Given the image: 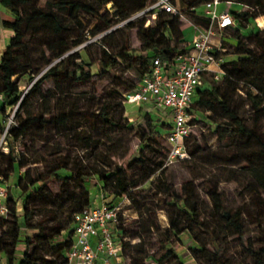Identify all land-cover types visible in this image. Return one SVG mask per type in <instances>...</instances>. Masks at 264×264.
<instances>
[{"label":"trees","instance_id":"1","mask_svg":"<svg viewBox=\"0 0 264 264\" xmlns=\"http://www.w3.org/2000/svg\"><path fill=\"white\" fill-rule=\"evenodd\" d=\"M211 1L213 0H171L181 13L188 15L193 25L204 28L210 25L211 20L200 14L197 9ZM220 1L228 4L239 3L247 7L245 10L231 12L235 24L238 22L241 27H246L251 19L264 15V13L258 12V9L264 7V0ZM0 2L11 9L16 17L13 22H5L7 27L13 29L14 35L0 61V122L9 105H18L20 109L26 110L30 97L38 92L41 93L42 85L49 80L61 85L63 82L77 84L89 81L98 84L105 79H94L96 73L92 64H87V70L76 62L72 67L66 66L69 59H80L79 54L62 58L72 47L85 41L84 34H79L76 38L71 36L72 27L75 24L82 26L81 13L96 16V30L101 32L110 29L117 21L128 19L154 3L147 4V0H46L45 6H40V0H0ZM110 3L116 9L112 15L110 10L106 9L107 4ZM153 12L151 10L147 15L139 17L141 22L137 27L142 44L141 54H134L136 50L130 49L127 30L121 29L124 32L121 46L115 48L114 52L107 46L101 49L98 74L107 70H114L119 64L125 62L129 67L136 70L141 79L151 71L152 60L155 56H160L165 63L169 64L179 52L187 51L190 48V44L187 45L184 42L183 22L180 15L159 10L155 23L146 26V22L151 18ZM127 24L128 26H135L133 22ZM45 27H57L59 29L55 34L44 35L39 38L40 56L43 59L41 66L50 65V67L36 80L30 92L23 95L19 78L28 72L36 74L41 71V69L36 68V51L30 49L28 40L33 34L40 32ZM113 35L114 32L108 33L102 38V42L105 45L110 44L109 40ZM233 38L238 41L234 51L237 58L223 63L225 73L219 80L214 79L211 75L205 77L204 84L195 95L191 113L197 117L193 124L203 121L201 115L210 114L213 116L215 128L212 132L224 141L235 144V150L221 157L229 165H241V171L248 178L245 182V188L255 199L258 209L257 217L260 225H262L264 218V205L261 199V193L264 191V132L260 122L264 118V34L260 30H253L247 35L249 41L255 45L256 50L248 45L239 27L234 30ZM224 46L226 47V43ZM224 54L229 56V50L227 49ZM59 58L61 59L58 62L53 63ZM16 76L19 78L14 80ZM121 85L125 88L122 92V102L126 107L124 93L135 90L138 84L122 82ZM240 88L246 94L253 111L251 125L247 124L233 101V93ZM74 115L72 111H62L57 114L50 111L45 113L29 111L27 116L19 119L17 126L5 133L6 147L9 152H1L0 154V157L8 158L7 167L0 168V182L8 185L6 203L9 207V214L0 222L7 224L9 223L8 218L12 216L13 226L18 228V232H6L0 228V264L5 262L7 264L67 263L68 252L73 245L74 214L91 206L92 202L87 190L83 195L72 194L67 201L70 214L66 221H59L57 228L50 231H46L41 226H31L32 209L36 204L53 201L48 192L45 191L44 186L41 185V182L53 177L62 178L64 183L74 181L82 190H85V183L95 176L97 178L96 185L99 186L105 202L111 203L109 202L110 196L127 195L132 200L133 206L140 209L133 191L139 187L143 180H138L137 174L133 170L136 167L144 169L147 159L151 160L150 157L145 156V149L153 153L161 152V149L155 146V141L162 135L161 129L168 126L165 120L157 118L149 112H146L144 123L140 124L137 129L144 147L141 154L133 157L127 165H116L109 170L100 171L94 167H84L76 162L75 169L71 170V175L67 176L63 174L64 170L69 168L66 157L62 158L60 165L46 176L32 177L27 171L24 185L17 194L13 192L9 182L15 172V166L27 165L23 154H16V145L35 125L53 126L56 129L68 127L72 130L71 124H73ZM80 116L91 126L98 122H110L112 125L117 123L115 116L107 106H102L97 112H81ZM2 128L4 131L5 127ZM90 138L89 135L85 136L87 141ZM239 139H242L243 142L240 143ZM192 140L193 133L188 141L190 155L193 153L190 150ZM167 149L168 147L164 150L166 157ZM165 164L166 161L162 158L146 177L148 179L161 171L157 176V180L161 182L158 193L167 203L169 227L162 229L159 223L149 222L146 228V231L155 232L158 235L157 245L165 252L159 260L160 264H186L182 257L177 254L176 249L169 246L173 244V238H179L184 233L190 234L199 244V246H191L193 257L196 260L202 258L205 264H231L224 255L225 244L220 240L218 225H212L207 218L202 216L200 196L197 193L196 185L193 182H187L184 185L183 194H176L166 184V181H163ZM130 172L132 174L128 176ZM201 185L213 203L214 215L218 217L219 223L227 230H232L236 237L242 241L249 252L252 264H264V226H261L262 229L257 237L258 246L255 248L250 238L246 236L242 211L228 208L225 195L217 183L206 179ZM189 202L192 204L189 205ZM21 215H23V222ZM121 220L120 215L116 231L118 238L124 244L125 259L126 257L130 258V264H144L145 258L148 257L145 246L135 244L130 251L131 254L127 253L130 243L126 241L128 230L120 224ZM32 229L36 231L34 234L30 232V230L34 231ZM203 234L209 235L210 246H207L202 240ZM139 237L140 241H143V237ZM210 247H213L214 250Z\"/></svg>","mask_w":264,"mask_h":264},{"label":"rangeland","instance_id":"2","mask_svg":"<svg viewBox=\"0 0 264 264\" xmlns=\"http://www.w3.org/2000/svg\"><path fill=\"white\" fill-rule=\"evenodd\" d=\"M156 1L147 0V4L155 3ZM45 4L46 0H40V6H45ZM220 4V7H224L230 12L247 9L246 6L239 3L228 4L222 1ZM106 9L110 10L111 15L116 10L111 3L107 4ZM197 11L203 14L205 11L204 5L200 6ZM258 12L264 13V7L258 9ZM180 17L183 22L184 42L188 45L191 43L195 29L193 22L186 13H182ZM130 18L121 19L110 29L97 32V17L81 13L82 26L75 24L72 27L71 36L76 38L79 34H84L85 41L78 46L72 47L62 57H70V55L75 54L81 56L80 59H69L66 66L72 67L76 62L87 70V64H92L96 73L94 79L105 78L104 80L98 84L89 81L77 84L63 82L61 85L49 80L42 85L41 93L38 92L30 97L26 110L20 109L18 105L7 106V112L0 122V154L1 152H9L6 147L5 133L17 126L19 119L27 116L29 111L36 113L50 111L53 114L62 111H72L76 117H74L73 124H71L73 126L72 130L68 129V127H66L67 129H56L53 126L35 125L16 145V154H23L27 165L23 167L15 166V172L9 182L15 194L24 185L27 171L30 172L32 177L46 176L51 170L60 165L62 158L67 157L69 162V168L64 170L63 173L68 176L71 175V170L75 169L76 162L84 167H94L103 171L109 170L112 166L127 165L133 157L141 154L144 145L140 140L137 129L145 121L146 107L139 109L134 104H127L125 107L122 102V92L125 88L121 85L122 82L138 84L140 75L125 62L119 64L114 70H107L102 74H98L101 49L107 46L114 52L115 48H118L119 45L121 46L124 36V32L121 29H125L128 32L130 49L136 50L134 54H141L140 48L142 44L138 36L137 27L141 22V17ZM129 22H133L135 26H128L127 23ZM154 23L155 19H152V24ZM238 27L248 45L256 50L255 45L249 41L247 35L253 30H260L264 34V15L251 19L246 27H241L237 22L234 27L224 33L222 40L226 43V47L229 50V56H225L226 61L237 58L234 51L238 41L233 38V33ZM58 30L57 27H45L29 38L30 49L36 51V68L41 69V71L36 74L28 72L20 78L19 76L14 77V80L19 78L23 95L30 92L36 80L50 67V65L41 66L43 59L40 56L39 38L44 35L55 34ZM111 32H114V35L109 40L110 44L105 45L102 42V38ZM46 54L48 55V52ZM60 59L54 60L53 63L58 62ZM233 101L241 116L248 125H251L253 111L248 103L246 94L241 88L233 93ZM102 106H107L115 116L117 120L115 125L110 122H98L96 125L91 126L80 116L81 112H97ZM201 117L203 121L193 126V140L190 146V150L193 153H191V158L186 162H168L164 153L168 144L162 135L155 141V146L161 149V152L153 153L145 149V156L147 158L150 157L152 161L147 159L144 169L136 167L133 170L137 174L138 180H143L139 187L133 191L140 209L133 206L132 200L127 195L109 197V202L120 206V215L122 217L120 224L128 230L126 241L130 243L127 253L131 254L130 251L135 244L145 246L148 257L145 258L144 264H160L159 260L165 253L157 245L158 235L155 232L146 231L149 222L159 223L162 229L169 227L167 203L165 199H162V195L158 193L161 182L157 180V176L161 171L146 179L151 170L156 167L157 162L162 158L166 161L163 181H166V184L176 194H183L184 185L187 182H193L196 185L197 193L200 196L202 216L207 218L212 225H218L220 240L225 244V257L230 260L231 264H252L249 252L242 241L236 237L232 230H227L219 223L218 217L214 215L213 203L201 184L206 179L217 183L219 189L225 195L228 208L242 211L246 236L250 238L255 248L258 246L257 237L262 229L261 226H264V218L262 225H260L257 217V204L252 194L245 188V182L248 178L241 171V165H229L221 157L235 150V144L224 141L212 132L213 128H215L213 116L205 114L201 115ZM3 126L5 127L4 131L2 130ZM260 126L264 132V118L261 120ZM78 131H81V133H78ZM167 131H169L168 128L161 129L162 134ZM88 135L91 136L89 141L85 139V136ZM238 141L240 143L243 142L242 139ZM6 161H8V158L0 157V168L7 167ZM131 174L132 172L128 173V176ZM144 179L146 180L144 181ZM96 181L97 178L95 176L87 181L85 190H82L74 181L64 183L63 179L58 177L41 182V185L44 186L45 191L48 192L53 201L36 204L32 209L33 217L30 225L34 227L41 226L46 231L57 228L58 222L66 221L70 214L67 201H69L68 197L72 196V194L83 195L87 190L91 196V202L93 204L97 203L100 199L99 192L101 190L96 185ZM162 186L164 187V185ZM261 199L264 205V191L261 193ZM188 204L191 205L192 203L189 202ZM2 220L4 219L0 218V221ZM23 220V215H21V221L23 222ZM8 222L7 224L0 222V228L6 232H18V228L13 226L12 216L8 218ZM30 232L34 234L36 231L30 230ZM139 236L143 237V241H140ZM202 240L207 246H210L208 234H203ZM169 246H173L176 249L177 254L182 257L186 264H205L202 258L196 260L193 257L191 246H199V244L190 234L184 233L179 238H173V244ZM210 248L213 249V247ZM130 262L131 259L126 257V263L130 264Z\"/></svg>","mask_w":264,"mask_h":264},{"label":"built area","instance_id":"3","mask_svg":"<svg viewBox=\"0 0 264 264\" xmlns=\"http://www.w3.org/2000/svg\"><path fill=\"white\" fill-rule=\"evenodd\" d=\"M220 0L204 4L203 15L210 18L206 28L194 25L195 36L187 51L179 52L167 64L160 56L152 60L151 71L146 73L133 91L124 93L125 104L146 107L151 115L165 120L169 131L162 134L168 149V162L190 159L188 141L193 133L191 113L195 95L204 84L207 75L219 80L225 73L223 63L227 48L222 37L224 32L235 26V19L228 10L217 11ZM153 14L146 26L156 19L159 10L173 15H182L171 0H157L134 14L130 19ZM146 53V52H144ZM166 110V111H165ZM102 196V195H101ZM8 185L0 182V218L8 217L6 203ZM120 206L103 202L74 214L73 245L68 252L66 264H127L124 257V244L117 236ZM5 264V263H2Z\"/></svg>","mask_w":264,"mask_h":264},{"label":"crops","instance_id":"4","mask_svg":"<svg viewBox=\"0 0 264 264\" xmlns=\"http://www.w3.org/2000/svg\"><path fill=\"white\" fill-rule=\"evenodd\" d=\"M220 5L221 4H219L217 6V11L218 12L225 11L226 9L224 7H220ZM15 18L16 17L14 15V13L11 11V9L4 6L0 2V61L2 60L3 54H4L7 46L9 45L11 38L14 35L13 29H11L10 27H7L5 25V22H13L15 20ZM194 36H195V33H194ZM194 36L192 37L191 43L194 39ZM191 43H190V46H191ZM139 109H141V108H139ZM99 195H100V199L98 200L97 203H95L93 205H99V204H102L104 202V199L101 196V192H99Z\"/></svg>","mask_w":264,"mask_h":264}]
</instances>
